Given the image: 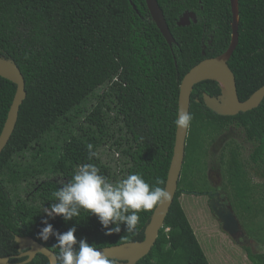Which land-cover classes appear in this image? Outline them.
<instances>
[{
  "label": "trees",
  "instance_id": "obj_1",
  "mask_svg": "<svg viewBox=\"0 0 264 264\" xmlns=\"http://www.w3.org/2000/svg\"><path fill=\"white\" fill-rule=\"evenodd\" d=\"M157 2L175 40L172 47L145 0H0V56L17 64L26 90L0 152V256H9L10 263L25 259L14 256L15 235L58 252L53 236L37 237L44 219L59 233L75 226L77 240L96 248L143 240L154 209L139 213L134 235L123 224L119 233L105 235L95 215L82 210L65 222L60 215L46 217L42 208L54 202L51 194L61 187L57 178L66 182L84 163L97 166L112 183L139 173L150 187L157 178L165 186L181 79L202 59L227 49L232 11L230 0ZM237 6L238 44L228 65L243 101L264 84V0H237ZM185 11L197 21L178 26ZM15 90V83L0 76V132ZM221 91L213 79L193 86L177 190L154 245L135 264H210L181 198L187 193L209 201L206 158L212 143L229 131L252 145L250 153L243 156L232 136L211 164L222 168L220 178L233 192L228 198L243 227L244 218L250 219L247 231L264 236V182L253 180L264 179V98L248 111L221 115L203 101V92ZM89 143L97 153L91 160ZM259 218L262 225L253 227ZM247 255L251 264H264V251ZM26 264L51 263L37 253Z\"/></svg>",
  "mask_w": 264,
  "mask_h": 264
},
{
  "label": "water",
  "instance_id": "obj_2",
  "mask_svg": "<svg viewBox=\"0 0 264 264\" xmlns=\"http://www.w3.org/2000/svg\"><path fill=\"white\" fill-rule=\"evenodd\" d=\"M145 2L151 19L161 32L167 44L172 47L175 40L157 0H145ZM230 3L232 11V33L230 43L223 53L202 59L185 73L179 85L178 112L179 110L189 112L190 96L193 86L206 79L217 80L222 91L221 94L217 96L203 92V101L208 108L221 115H235L239 112L248 111L257 107L264 98V84L256 89L246 100L242 101L238 97L235 75L228 65V60L238 44V6L237 0H230ZM196 21V15L193 12L185 11L179 17L177 25L186 26ZM0 76L16 84V90L0 132L1 152L14 130L20 106L23 99L26 97V90L24 77L13 60L0 56ZM188 128L180 129L176 126L173 152L164 186L171 193V199L167 203L154 208L150 220L145 227L143 240L129 241L99 248L110 256L119 257L121 264H135L150 251L157 239L159 230L163 226L165 217L177 190L178 180L184 162ZM210 206L218 219L222 222L225 231L231 234L237 231V219L230 208L222 209L218 207L214 200L210 201ZM14 239L18 243L20 249H28L19 256H26L27 259L18 264H23L31 260L37 253L46 255L50 259V263L55 264L54 252L33 237L15 235ZM9 259V256H0V264H12L9 262Z\"/></svg>",
  "mask_w": 264,
  "mask_h": 264
},
{
  "label": "clouds",
  "instance_id": "obj_3",
  "mask_svg": "<svg viewBox=\"0 0 264 264\" xmlns=\"http://www.w3.org/2000/svg\"><path fill=\"white\" fill-rule=\"evenodd\" d=\"M192 119L191 113L179 110L174 124L177 128L186 129ZM87 150L89 160L97 156L91 143L87 144ZM60 184L61 187L51 194L54 202L42 208L46 217L60 215L67 222L80 216L83 210L97 217L105 229V235L119 233L121 224L125 232L134 235L140 222V212H149L171 199L167 188L159 186L164 184L160 178L151 187L139 173L128 174L119 182L112 183L92 163L80 165L70 179L66 182L61 180ZM42 223L45 226L37 233V237L42 241H47L50 236L55 238L54 246L58 249L54 254L55 264H121L119 257L110 256L84 239L78 241L74 235L75 226L59 233L53 230L47 219L42 220ZM77 244L78 248L74 247Z\"/></svg>",
  "mask_w": 264,
  "mask_h": 264
},
{
  "label": "rangeland",
  "instance_id": "obj_4",
  "mask_svg": "<svg viewBox=\"0 0 264 264\" xmlns=\"http://www.w3.org/2000/svg\"><path fill=\"white\" fill-rule=\"evenodd\" d=\"M232 136L242 147L243 156H247L251 151L252 145L249 142L242 140L241 135L238 136L229 131L222 134L219 139L217 138L218 140L212 143L210 155L206 158L207 164H210L208 167L209 170H207L208 172L210 171L209 176L207 175V179L209 177L214 183H217L218 186L216 188L221 187L222 191L227 194V197L232 195L233 192L228 187H224L226 181L220 178L222 168L219 166H213L211 162L218 157L219 150L226 142H229L232 139ZM211 155L213 157H211ZM103 158L105 159V156H103ZM250 173H252V170H250ZM57 179L59 181L64 180L62 178ZM259 179L260 178L257 176L253 178L255 182H264V179ZM181 203L210 264H251L247 251L250 250L252 253L264 251V236H262L261 233L255 234L256 231L255 233L252 232L253 234L247 231L248 228H251V226H249V223H251L250 219L244 218L246 222V225H244L246 235L245 238H238L241 244V247H238L235 244L232 245L231 240L228 238L229 236L227 235V237L226 232L220 227L219 222L209 208V201L206 196H191L186 193L183 194ZM260 223L261 219L259 218L256 220V223L252 224L253 227H260V225H262ZM210 243L213 245L212 251L215 252H213V255L210 252V247H208V244ZM245 247L250 248L246 249Z\"/></svg>",
  "mask_w": 264,
  "mask_h": 264
},
{
  "label": "flooded vegetation",
  "instance_id": "obj_5",
  "mask_svg": "<svg viewBox=\"0 0 264 264\" xmlns=\"http://www.w3.org/2000/svg\"><path fill=\"white\" fill-rule=\"evenodd\" d=\"M219 139V138H218ZM218 139H216V140H218ZM220 151V150H219ZM215 160H216V158H215ZM210 172V171H209ZM209 172L207 173L208 174V176H209ZM220 177H221V175H220ZM208 181H209V185L212 187L211 189H209L208 191H207V193H208V195L210 196V198H209V205H210V201L211 200H214L215 202H216V204L218 205V207H221L222 209H231V211L233 212V214H234V216L236 217V219H237V225H238V229H237V231H235L234 233H229L228 231H225L224 229H223V224H222V222L218 219V217L216 216V214L213 212V210H212V208H211V211H212V213L214 214V216L216 217V219H217V221L219 222V225H220V227L226 232V236L231 240V242H232V245L233 244H235V245H237L238 247H241V244H240V240L239 239H241V238H245V235H246V232H245V229H244V227H243V225H242V223H241V221H240V218L238 217V215L236 214V211L234 210V208H233V204L231 203V201H230V199L227 197V194L225 193V192H223L222 191V188L220 187V188H216L217 186H218V184L217 183H214L213 181H212V179L211 178H209L208 177ZM211 207V206H210ZM24 236H26V235H24ZM28 236V235H27ZM239 238V239H238ZM246 249L247 248H250V247H245ZM242 249H244V248H242ZM26 250H28V249H20V247H19V245H18V253L17 254H15L14 256L15 257H17V258H25L24 260H26L27 259V257L26 256H22V257H19L23 252H25ZM36 255V254H35ZM34 255V256H35ZM33 256V257H34ZM32 257V258H33ZM24 260H22V261H19L18 263H21V262H23Z\"/></svg>",
  "mask_w": 264,
  "mask_h": 264
},
{
  "label": "bare ground",
  "instance_id": "obj_6",
  "mask_svg": "<svg viewBox=\"0 0 264 264\" xmlns=\"http://www.w3.org/2000/svg\"><path fill=\"white\" fill-rule=\"evenodd\" d=\"M234 8H236V7H234Z\"/></svg>",
  "mask_w": 264,
  "mask_h": 264
}]
</instances>
